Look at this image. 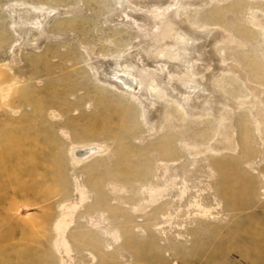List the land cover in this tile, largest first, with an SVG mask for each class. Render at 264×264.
<instances>
[{"label": "rangeland", "instance_id": "1", "mask_svg": "<svg viewBox=\"0 0 264 264\" xmlns=\"http://www.w3.org/2000/svg\"><path fill=\"white\" fill-rule=\"evenodd\" d=\"M126 1L0 0V134L40 163L31 202L0 189V264H264V0ZM129 62L163 99L114 82Z\"/></svg>", "mask_w": 264, "mask_h": 264}, {"label": "bare ground", "instance_id": "2", "mask_svg": "<svg viewBox=\"0 0 264 264\" xmlns=\"http://www.w3.org/2000/svg\"><path fill=\"white\" fill-rule=\"evenodd\" d=\"M172 1L173 0H127L126 2H129L130 4H131V6H133V8L135 9H137V8H139V10H140V8L141 7H145L144 9H146V6H148L149 8L151 7V8H153V7H158V6H165V5H168V4H170V3H172ZM175 1V0H174ZM135 9V10H136ZM148 9V8H147ZM27 10H29V11H24V10H22L21 12H20V14L18 15V20H20V21H22V22H26V23H33V22H37V21H39V19L40 18H42V13H40V12H38V11H36V10H31V9H27ZM143 10V9H142ZM149 10V9H148ZM151 10V9H150ZM40 11V10H39ZM143 12V11H142ZM141 12V13H142ZM152 12V11H151ZM149 14V13H148ZM153 14V13H152ZM150 15V14H149ZM146 16H148V15H146ZM149 17V16H148ZM147 17V18H148ZM172 21V20H171ZM168 22H170L169 21V19H168ZM167 22V23H168ZM171 23V22H170ZM176 23V22H175ZM175 23H173V24H175ZM167 26V25H166ZM181 29V28H180ZM186 30H187V28H186ZM185 30V31H186ZM189 30V29H188ZM210 32H211V30H210ZM216 33V32H215ZM186 34V33H185ZM188 34V33H187ZM183 36V35H182ZM189 36V35H188ZM177 37V36H176ZM186 37V36H185ZM190 37V36H189ZM199 37V36H198ZM172 38V37H171ZM171 38H169V39H171ZM178 38V41L176 42V44H175V46H176V48H177V50H176V53L175 52H173L172 53V55L170 56V58H171V60L173 61V62H178V63H186L187 61L186 60H188L186 57L187 56H189V54H191V53H189L188 54V52H189V48H188V45L186 44V40H185V38L184 37H177ZM191 38V37H190ZM209 38V37H208ZM216 38V37H215ZM215 38H214V40H215ZM167 39V41H168V38H166ZM165 39V40H166ZM188 39V38H187ZM193 39V38H192ZM211 39H212V36H211ZM194 40V39H193ZM205 40V39H204ZM210 39H208V41H209ZM170 41V40H169ZM175 41V40H174ZM197 41V40H196ZM200 41V40H199ZM207 41V42H208ZM216 41V40H215ZM214 41V42H215ZM171 43H172V39H171V41H170ZM202 42H203V40H202ZM201 42V43H202ZM213 42V41H212ZM200 43V42H199ZM204 43H205V41H204ZM203 43V44H204ZM210 43H211V41H210ZM216 43V42H215ZM212 44H214V43H212ZM195 45V44H194ZM205 45V44H204ZM215 45V44H214ZM195 46H197V45H195ZM199 46H200V44H199ZM203 46V45H202ZM207 46V45H206ZM209 46H211L210 44H209ZM191 48V47H190ZM211 48V47H210ZM209 48V49H210ZM207 49V48H206ZM209 49H208V51H209ZM213 49V48H212ZM212 49H210L211 51H212ZM192 50V49H191ZM196 51H197V49H196ZM201 51H202V49H201ZM203 51H205V49L203 50ZM193 52H195V51H193ZM200 52V51H199ZM204 53V52H203ZM211 54V53H210ZM209 54V55H210ZM214 54V53H213ZM192 55V54H191ZM204 55V54H203ZM202 55V56H203ZM198 56H199V54H198ZM206 56H208V55H206ZM205 55H204V58L206 57ZM211 56H213L212 54H211ZM123 57V56H122ZM191 57H193V55L191 56ZM121 58V57H120ZM190 58V57H189ZM193 58H195V57H193ZM209 58V57H208ZM123 59V58H122ZM126 59V58H125ZM129 59V58H128ZM202 59V58H201ZM206 59V58H205ZM204 59V60H205ZM131 60V59H130ZM196 60V59H195ZM198 60V59H197ZM207 60V59H206ZM217 60V59H216ZM219 60V59H218ZM129 61V60H128ZM167 61V60H166ZM171 61V62H172ZM191 61V60H190ZM207 61H209V60H207ZM115 62H116V60H115ZM127 62V61H126ZM126 62H123V64L124 63H126ZM145 62H146V60H145ZM193 62V61H192ZM204 62V61H203ZM219 62V61H218ZM130 63V62H129ZM191 63V62H190ZM205 63V65H206V61L204 62ZM110 64V63H109ZM131 64V63H130ZM175 64V63H174ZM193 64H195L194 62H193ZM193 64H190V66L191 65H193ZM196 64H197V62H196ZM195 64V65H196ZM202 64V63H201ZM216 64H217V62H216ZM225 64V63H224ZM115 65H117V64H115ZM168 65H169V63H168ZM170 65H172V64H170ZM170 65H169V67H170ZM194 65V66H195ZM199 65V64H198ZM202 65H204V64H202ZM220 65L222 66L223 65V63L221 64L220 63ZM175 66V65H174ZM178 66V65H177ZM200 66V65H199ZM198 66V67H199ZM217 66V65H216ZM229 66V65H228ZM119 67H120V65H119ZM123 67V66H122ZM178 67H180V66H178ZM193 67V66H192ZM197 67V66H196ZM197 67V68H198ZM181 68V67H180ZM196 68V69H197ZM200 68V67H199ZM198 68V69H199ZM213 68H215V66H213ZM219 68H220V66H219ZM218 68V69H219ZM192 69V68H191ZM190 69V70H191ZM136 68H135V72H136ZM189 70V71H190ZM227 70H228V68H227ZM123 71L124 72H122V73H119V74H116L115 73V70H110L109 71V75L112 77V79L114 80V82H116L117 81V83L118 84H120V86H122L125 90H127V91H133L134 92V90H136L137 88H138V92L139 93H141V91L142 90H145V91H143L144 93H141L140 95L142 96L143 94H147L149 97H150V100L151 99H153V98H156V99H163V97H164V94H165V88H163L161 85H159V84H155L154 82V84L155 85H153V84H147V87H145L144 86V88L142 89V88H140L139 89V87H140V85H141V82L139 81L140 80V78H139V80L138 81H136L137 79L135 78V77H133V74L134 73H132L133 72V64H131V65H128V63L126 64V66H124L123 67ZM132 71V72H131ZM164 71H166L165 69H164ZM177 71V70H176ZM213 71H215L214 69H213ZM217 71V70H216ZM215 71V72H216ZM138 72V71H137ZM193 72V71H192ZM218 72H220V69H219V71ZM139 73V72H138ZM138 73H136V74H138ZM195 73H197V72H195ZM194 73V75H196ZM217 73V72H216ZM236 73V72H235ZM2 74V73H1ZM135 74V75H136ZM140 74H141V72H140ZM161 74V73H160ZM219 74V73H218ZM236 74H238V73H236ZM139 75V74H138ZM162 75V74H161ZM212 75H214V74H212ZM216 75V74H215ZM163 77H165L164 76V74L162 75ZM162 76H160V77H162ZM199 76V75H198ZM237 76V75H236ZM239 76V75H238ZM242 76V75H241ZM139 77V76H138ZM137 77V78H138ZM141 77V76H140ZM159 77V76H158ZM162 77V78H163ZM200 77V76H199ZM206 77V76H205ZM240 78V77H239ZM141 79H143L142 77H141ZM160 79V78H159ZM165 79V78H164ZM203 79V78H202ZM209 79H211V76H210V78L208 77V81L210 82V80ZM157 80V79H156ZM170 80H172V78H170ZM177 80V79H176ZM192 80V79H191ZM203 80H205V78L203 79ZM212 80V79H211ZM158 82H159V80H157ZM161 81V80H160ZM169 81V80H168ZM175 82V80H172L171 81V84H172V82ZM202 81V80H201ZM179 83H182L181 85L182 86H185V84L187 83V84H191V83H195V82H193V81H187V80H185V81H183V82H181V81H178ZM188 82H190V83H188ZM206 82V84H207V81H205ZM208 82V83H209ZM167 83V82H166ZM197 83V82H196ZM202 83V82H201ZM168 84H170V83H168ZM170 84V85H171ZM177 84V83H176ZM176 84H175V86H176ZM210 84V83H209ZM162 85L163 86H166V85H164L163 83H162ZM192 85V84H191ZM139 86V87H138ZM172 86V85H171ZM182 86H180V87H182ZM193 86V85H192ZM205 86H208V85H205ZM212 86V85H211ZM173 87H174V85H173ZM177 87V86H176ZM202 87V86H201ZM209 87V86H208ZM213 87V86H212ZM183 88V87H182ZM185 88V87H184ZM206 88V87H205ZM167 89H169V88H167ZM173 89V88H172ZM190 89V88H189ZM180 90H182V89H180ZM204 90V89H203ZM207 90V89H206ZM211 90V89H210ZM216 90V89H215ZM171 90H169V92H170ZM196 91V90H195ZM213 91V90H212ZM218 91V90H217ZM137 92V91H136ZM208 93L210 92V91H207ZM221 93V92H220ZM135 97H136V93H132ZM176 95V94H175ZM174 95V96H175ZM223 95V94H222ZM166 96H169L168 94L166 95ZM165 96V97H166ZM195 96H197V95H195ZM206 96H207V94H206ZM216 96V95H215ZM220 96V95H219ZM224 96V95H223ZM170 97H172V95L170 96ZM176 97V96H175ZM174 97V98H175ZM211 97H213V95L211 96ZM218 97V96H217ZM173 98V97H172ZM189 98V97H188ZM219 98V97H218ZM136 99H137V97H136ZM187 99V98H186ZM220 99H222V97L220 98ZM190 100V99H189ZM192 100V99H191ZM193 100H194V98H193ZM211 100V102L210 103H212V99H210ZM226 100V99H225ZM246 100V99H245ZM140 101V104H141V102H142V100H139ZM197 101H199V100H197ZM201 101V100H200ZM199 101V102H200ZM159 102V101H158ZM187 102V101H186ZM185 102V103H186ZM194 102V101H193ZM205 102H208V101H203V103L201 104L202 105V107H203V104L205 103ZM229 102V101H228ZM242 102V101H241ZM240 102V103H241ZM248 102V101H247ZM183 103V102H182ZM240 103H238V104H240ZM143 104H144V101H143ZM193 104V103H192ZM215 104H217V103H215ZM182 105V104H181ZM181 105L180 104H178V107H181ZM183 105H184V103H183ZM186 105H187V103H186ZM190 105V104H189ZM200 105V106H201ZM211 104H209V106H210ZM144 106H146V105H144ZM192 106V105H191ZM194 106H197L198 107V105H194ZM207 106V105H206ZM216 106V105H215ZM221 106V105H220ZM219 106V107H220ZM143 107V106H142ZM147 107V106H146ZM216 107H218V106H216ZM232 107V106H231ZM145 108V107H144ZM185 108V107H184ZM188 108V107H187ZM204 108H206V107H204ZM221 108V107H220ZM150 108H148V110H149ZM180 109V108H179ZM186 109V108H185ZM200 109V108H199ZM201 109H203V108H201ZM207 109H208V107H207ZM216 109V112H218L219 110H218V108H215ZM146 110V109H145ZM187 110V109H186ZM197 110H198V108H197ZM204 110V109H203ZM214 110V109H213ZM212 110V111H213ZM155 111V110H154ZM157 111V110H156ZM181 111V110H180ZM191 111V113H192V110H190ZM200 110H198V112H199ZM206 110H204L203 112H205ZM187 112V111H186ZM207 112H208V110H207ZM215 112V113H216ZM223 112V111H222ZM144 113V112H143ZM148 112H146V114H147ZM155 113V112H154ZM189 114V112H187L186 114H189V115H192V114ZM196 113V112H195ZM153 114V113H152ZM199 114V113H198ZM203 114V113H202ZM207 114V113H206ZM205 114V115H206ZM143 115V114H142ZM218 115V114H217ZM222 115V114H221ZM220 116V115H219ZM143 117V116H142ZM162 119V118H161ZM150 120V119H149ZM222 122V121H221ZM9 131V130H8ZM37 135V134H36ZM35 134H33V137H29V136H27L25 133H23L21 136H20V138H17L14 134H12V133H10V131H9V134H6V135H4L3 133H1L0 134V137L5 141L4 142V150H1L0 151V158H1V160H2V164H5V166L7 167V169L8 170H12V172H11V174H6L5 176H4V182H3V187H1V185H0V189H6L7 188V183H9V186L11 187V183H14V182H20V186H21V188L22 189H24L23 190V192H22V194L20 195V196H17V198H22V200H24L26 203H29V196H34L35 198H36V196H38V194L36 193V191L34 190L33 192H31V193H29L28 191H27V189L30 187V188H32V189H34V187H35V173H36V169L38 168V167H40V163L38 162V158H39V151H38V142H37V136H36ZM29 143L30 145H29V147L28 148H26V143ZM6 143H8L9 145H7ZM2 146H3V144L0 146V148H2ZM11 147V149H8V147ZM14 151H16V152H18V153H20V155L19 156H15V154H14ZM40 151H42V150H40ZM88 152V151H87ZM87 152L85 151V152H81L80 154H81V157L82 156H84L85 154H87ZM161 152V151H160ZM167 160V159H166ZM176 160V159H175ZM114 169V168H113ZM123 175V174H122ZM115 176V175H114ZM117 177V176H116ZM25 179V180H24ZM27 181L28 182V185L26 186V185H23L22 183L24 182V181ZM5 182H7V183H5ZM19 192H20V190L19 189H17ZM52 190V189H51ZM21 193V192H20ZM31 202V201H30ZM33 202H35V201H33ZM74 210V209H73ZM202 212L203 213H205V210H202ZM34 219V218H33ZM37 220V219H36ZM27 222V221H26ZM61 224V223H60ZM60 224H58L55 228H56V230L58 231V232H60V235H63L64 234V230H65V224H63L62 223V225H60ZM67 227H68V225H67ZM29 234V233H28ZM27 236V234L25 233L23 236ZM25 236V237H26ZM24 237V238H25ZM28 240V239H27ZM65 242V241H64ZM57 245V244H56ZM59 245V244H58ZM64 247H65V250H66V252H69V245L67 244V243H64Z\"/></svg>", "mask_w": 264, "mask_h": 264}]
</instances>
